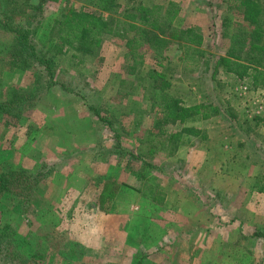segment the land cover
<instances>
[{"label":"rangeland","instance_id":"obj_1","mask_svg":"<svg viewBox=\"0 0 264 264\" xmlns=\"http://www.w3.org/2000/svg\"><path fill=\"white\" fill-rule=\"evenodd\" d=\"M40 3L32 42L53 78L33 58L21 67L6 27L25 26ZM237 3L117 0L119 15L174 4L167 28L201 37H163L161 51L151 39L133 59L119 35L93 56L53 53L52 23L96 10L87 0H0V102L20 110L0 113V174L25 178L0 191V243L17 254L0 264H264L251 237L264 234V90L220 62L243 25ZM151 72L186 110L175 124L161 125Z\"/></svg>","mask_w":264,"mask_h":264},{"label":"trees","instance_id":"obj_2","mask_svg":"<svg viewBox=\"0 0 264 264\" xmlns=\"http://www.w3.org/2000/svg\"><path fill=\"white\" fill-rule=\"evenodd\" d=\"M87 1L96 10L67 9L52 23L49 29V39L52 41L51 47L54 54L63 55L72 52L75 56H93L105 35H119L120 38H125V46L129 49L126 56L133 59L136 57L138 48L147 44L151 39V47L156 51H161V46L169 43L162 40L163 37L169 36L170 38L171 35L176 36L179 42L184 45H198L201 42V37L195 34L192 29L167 28L172 19L174 4H169L166 10L159 6L136 5L132 6L136 7L132 9L133 12L123 10L119 15L117 0ZM234 7L241 11L244 21L239 29L227 32L231 44L226 57L220 60L221 66L224 72L234 75L239 81L264 90V43L262 42L264 26L262 25V10L259 1L238 0ZM103 13L111 15V17L105 19ZM42 16L43 8L40 3L34 7L25 26L12 28L6 25V27L14 33L15 47L23 59L18 62L21 67L26 64L25 57L33 58L44 66L48 76L53 78L54 61L46 58L45 55L38 56L32 42V36L38 28ZM167 30H169L168 34ZM193 50L196 53V49ZM128 71L134 74L135 67L131 66ZM148 77L151 80L150 88L157 91L156 94L162 104L163 121L161 125L177 123L186 110L178 98H174L168 93L170 83L161 76L155 75L154 72L149 73ZM18 101L15 98L11 101L0 102V113L9 115L19 113ZM188 132L192 133V130ZM24 179V176L18 172L2 173L0 174V191L8 192L16 183L18 187H21ZM251 237L264 241L262 233L255 232ZM4 254L13 257L15 253L13 254L10 248L7 250L6 246L0 243V257ZM15 256L17 257V254ZM15 256L13 258H16Z\"/></svg>","mask_w":264,"mask_h":264}]
</instances>
